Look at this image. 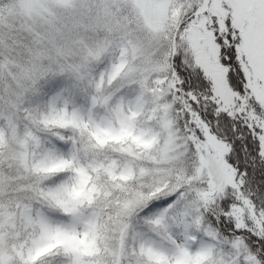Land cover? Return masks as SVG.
<instances>
[{
  "label": "snow or ice",
  "instance_id": "snow-or-ice-1",
  "mask_svg": "<svg viewBox=\"0 0 264 264\" xmlns=\"http://www.w3.org/2000/svg\"><path fill=\"white\" fill-rule=\"evenodd\" d=\"M0 264H264V0H0Z\"/></svg>",
  "mask_w": 264,
  "mask_h": 264
}]
</instances>
